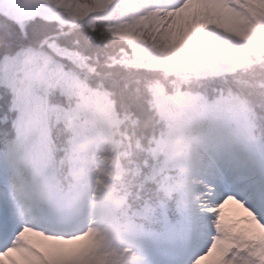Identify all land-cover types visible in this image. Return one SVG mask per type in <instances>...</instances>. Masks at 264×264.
<instances>
[{
    "label": "rangeland",
    "instance_id": "rangeland-1",
    "mask_svg": "<svg viewBox=\"0 0 264 264\" xmlns=\"http://www.w3.org/2000/svg\"><path fill=\"white\" fill-rule=\"evenodd\" d=\"M0 6L16 19L37 14L79 23L90 15L116 16L109 30L124 38L137 58L167 71L219 72L227 64L238 67L264 60L258 43L264 0H0ZM207 21L214 25L211 29ZM220 50L224 61L216 62ZM52 79L36 52L13 73L18 148L12 160L0 157V202L9 210L15 207L20 219L14 227L0 204V264H24V255L30 254V264H264V154L244 110L225 95L208 102L191 92H162L154 102L167 127L153 151L154 161L169 149L177 156L161 163L163 171L190 169L198 150L203 169L197 174V190L204 196V208L193 207L189 171L181 187L167 176L169 197L180 187L175 189L180 226L171 228L176 237L171 245L180 246L151 250L149 245L158 243L154 235L137 226L113 196L121 174L119 158L131 155V144L120 136V123L105 96L79 94L84 110L69 125L70 177L61 183L47 111ZM204 122L210 127L196 135V126ZM157 175L151 171L147 181ZM26 193L32 201L23 198ZM65 202L75 208L62 211ZM118 212L128 217L127 232L120 238L115 233ZM199 238L208 241L204 253L200 243L205 242ZM112 243L117 246L114 263L109 257Z\"/></svg>",
    "mask_w": 264,
    "mask_h": 264
},
{
    "label": "trees",
    "instance_id": "trees-1",
    "mask_svg": "<svg viewBox=\"0 0 264 264\" xmlns=\"http://www.w3.org/2000/svg\"><path fill=\"white\" fill-rule=\"evenodd\" d=\"M114 21L111 15H90L79 23L47 19L37 14L16 19L0 6V155L14 154L18 148L13 128L18 112L12 109L16 101L14 70L23 66L29 53L36 52L53 74L48 113L51 153L59 168V178L64 181L70 176L68 160L73 151V134L69 125L84 110L79 94L108 97L121 123L120 136H128L131 144V155L119 158L121 174L113 196L136 223L153 235L168 237V231L180 218L176 199L165 193L162 175L167 173L158 171L160 174L153 181L145 178L153 165L152 151L157 149L158 140L166 133L154 101L162 92L200 93L210 102L220 94L225 95L248 114L256 140L264 152V60H250L238 67L227 64L219 72L154 68L133 55L129 43L109 30ZM206 25L209 29L214 26L210 21ZM258 43L263 56L264 29L259 32ZM223 53V50L218 51L214 61L223 62ZM193 157L192 201L199 210L204 208V196L195 186L200 183L197 171L203 168V157L199 151ZM259 208L263 210L262 206ZM7 210L15 224L20 219L16 216V208ZM120 219L124 224V217ZM200 241L205 242L201 245L206 251L208 241ZM116 250L112 247L109 251L112 263L117 260Z\"/></svg>",
    "mask_w": 264,
    "mask_h": 264
},
{
    "label": "bare ground",
    "instance_id": "bare-ground-1",
    "mask_svg": "<svg viewBox=\"0 0 264 264\" xmlns=\"http://www.w3.org/2000/svg\"><path fill=\"white\" fill-rule=\"evenodd\" d=\"M245 136H246V135H245ZM245 136H244L243 140L245 139ZM100 141H101V139H100ZM105 145H106V144H105V142L103 141V142H102V146H101V148H100L99 151H98L99 154H101V153L103 154V151L101 152V149H102ZM71 204H72V206H74L73 203H71ZM17 251H20V252H21V251H23V250L17 249ZM25 253H27V252L25 251ZM22 254L24 255V252H22ZM30 258H31L32 260L34 259L33 256H32L31 254H30V255H24V259H25L24 264H30V263L28 262V259H30Z\"/></svg>",
    "mask_w": 264,
    "mask_h": 264
}]
</instances>
